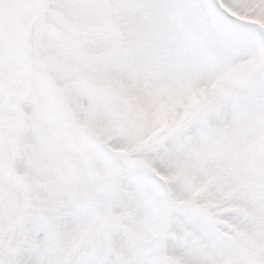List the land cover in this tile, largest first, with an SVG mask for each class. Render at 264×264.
<instances>
[{
	"label": "snow or ice",
	"instance_id": "snow-or-ice-1",
	"mask_svg": "<svg viewBox=\"0 0 264 264\" xmlns=\"http://www.w3.org/2000/svg\"><path fill=\"white\" fill-rule=\"evenodd\" d=\"M0 264H264V0H0Z\"/></svg>",
	"mask_w": 264,
	"mask_h": 264
}]
</instances>
